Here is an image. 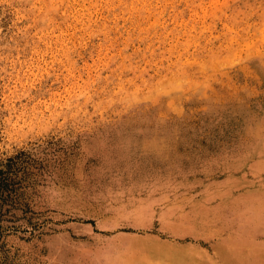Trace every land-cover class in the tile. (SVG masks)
I'll return each mask as SVG.
<instances>
[{"label": "rangeland", "instance_id": "374dc122", "mask_svg": "<svg viewBox=\"0 0 264 264\" xmlns=\"http://www.w3.org/2000/svg\"><path fill=\"white\" fill-rule=\"evenodd\" d=\"M259 141L264 0H0V264H259L221 204Z\"/></svg>", "mask_w": 264, "mask_h": 264}, {"label": "crops", "instance_id": "0c3cea01", "mask_svg": "<svg viewBox=\"0 0 264 264\" xmlns=\"http://www.w3.org/2000/svg\"><path fill=\"white\" fill-rule=\"evenodd\" d=\"M263 147V141L256 142L251 147L252 149H256L250 153V158L253 162L249 165L252 170V175H255L257 171L258 173L260 171V169L253 165L261 163V161L264 160ZM247 168L249 167L247 166ZM245 174L247 173L245 172ZM250 181L252 182L247 180L246 175L245 177L244 175H239L238 177L231 178L229 188L226 192V194H228L226 196L227 199L226 201H222L221 204L226 203L230 213V220H232L234 227L237 229H243L246 239L245 244L251 246L247 251H250L253 254V257H251L252 261L261 264L264 263V258L259 257L256 253L259 254L264 252V187L262 184H254V180L250 179ZM206 194L207 193L204 192L200 200L205 199ZM218 194V191L216 194H214V190L212 191V195L218 196ZM219 205V202L213 203L214 208L219 207ZM127 252H130V255L133 254L130 250H125L126 254ZM130 260L131 258L128 256L125 257V255L119 259L122 264H130ZM229 263L232 264L231 259H229Z\"/></svg>", "mask_w": 264, "mask_h": 264}, {"label": "trees", "instance_id": "16d2710c", "mask_svg": "<svg viewBox=\"0 0 264 264\" xmlns=\"http://www.w3.org/2000/svg\"><path fill=\"white\" fill-rule=\"evenodd\" d=\"M28 165L29 156L23 151L0 162V235L8 227H15L13 222L28 211L27 203L23 200Z\"/></svg>", "mask_w": 264, "mask_h": 264}]
</instances>
